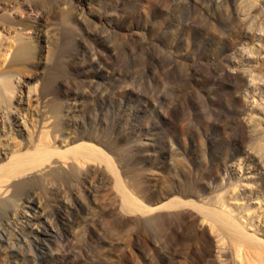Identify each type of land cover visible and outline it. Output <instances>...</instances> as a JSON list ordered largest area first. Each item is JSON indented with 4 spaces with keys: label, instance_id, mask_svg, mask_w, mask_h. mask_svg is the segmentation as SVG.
Wrapping results in <instances>:
<instances>
[{
    "label": "rangeland",
    "instance_id": "1",
    "mask_svg": "<svg viewBox=\"0 0 264 264\" xmlns=\"http://www.w3.org/2000/svg\"><path fill=\"white\" fill-rule=\"evenodd\" d=\"M70 1L66 17L54 0L43 10L25 0L1 5L13 22L41 24L18 29L35 56L20 72L13 127L34 142L41 99L25 90L45 83L46 109L60 105L76 131L113 146L124 187L160 218L124 209L112 174L90 176L71 196L85 212L72 213L70 197L40 199L59 210L65 235L38 220L41 207L10 219L12 241L28 218L52 232L17 262L32 254L36 264L250 263V248L237 253L232 234L205 212L220 206L264 240V0ZM15 32L1 28L3 47ZM68 132L63 149L78 143ZM11 134L5 126L4 153L17 149Z\"/></svg>",
    "mask_w": 264,
    "mask_h": 264
},
{
    "label": "bare ground",
    "instance_id": "2",
    "mask_svg": "<svg viewBox=\"0 0 264 264\" xmlns=\"http://www.w3.org/2000/svg\"><path fill=\"white\" fill-rule=\"evenodd\" d=\"M11 1L13 0H0V114L2 115H0V137L5 133L6 126L8 132L12 133L9 138H11V141H14L13 145L17 146V149H14L11 153H7L6 151L4 153L0 149V242L4 241L10 249L8 254H6L0 248V258H3L0 264H20L17 262L18 258L16 256L20 255L22 257L25 251L24 248L27 251H32L31 249L36 247L40 241L43 243L42 239H44V235L52 233L48 232L46 228L39 230L35 225H32L28 218L25 222H20V225H16L14 230L18 232L16 236L17 241H12L10 240L11 230L9 228L11 218L19 220L20 217H26L27 208L34 209L41 207L42 212L38 216V220L51 221L58 230L54 234L65 235L66 230L64 231L59 224L61 217L59 210L46 209L44 205L41 206L40 199L41 197H46L47 193H56L63 197H70L68 198L69 202L75 209L71 210L72 213L85 212L87 208L79 206V201L71 198V196L73 195V188L85 184L90 176L94 180H102L107 175L106 173L112 174L124 192V209L151 213L148 221L157 222L160 214L152 213L153 209L139 204L136 198L124 187L117 167L110 156L112 155L111 150L114 149H112L113 146L107 144L105 141L103 142L91 133L76 131L75 123L71 122L70 125L65 120L66 114H64L63 108H59L60 105L55 104L52 108L46 109L49 88L47 89L45 83H41L43 86L40 85L41 89L39 91L36 89V85L38 84H32V86H28L25 90L28 94L34 93L38 95V98L41 99L40 112L36 111V113L40 116L43 115V118L40 119V125L38 131H36L34 142L21 138L23 135L21 129H18V132L15 131L13 127V120L15 119L13 112L16 110L14 100L18 102L21 100V96H18V91L21 90L20 72L23 70L22 66L33 61L32 59L35 56L31 41L20 30H32L35 32L41 24L38 21L33 23L23 21L13 22L4 16L1 13L3 9L1 5L5 3L9 4ZM54 1L58 2V5L60 4L59 6L62 7L63 11H59L61 14L63 12V17L68 16V11L72 5L70 4L71 1ZM25 3H28L32 8L41 10L46 0H25ZM205 6L206 9H211V5L209 4ZM70 12H72L71 9ZM39 13L41 14V12ZM78 15H81V11ZM70 16L68 21L70 20ZM80 19L82 18L80 17ZM7 27L14 28L16 31L13 39L14 45L3 47L2 38L4 35L1 33V28L5 29ZM18 29L20 30L18 31ZM36 62L41 64L38 60ZM26 98H28V95H26ZM42 103L44 106H42ZM67 132L69 135H72L69 142L72 144L78 143L73 146H65L66 148L63 149V143L66 144L64 135ZM6 149L8 150V148ZM115 151L117 150L115 149ZM92 163H96L97 166ZM101 164L102 166H100ZM85 199L88 201V198ZM71 205L70 207H72ZM205 216L220 222L226 227V230L233 236L237 253L240 254L242 246L250 248L247 251L248 253H246L249 254L248 259L250 263L248 264H264V259L261 258V255H264V240L261 241L254 235L248 234L228 212L220 209V206L206 209ZM29 236L33 238H29ZM254 255L257 256L256 261L251 259V256ZM31 262L32 264H36L35 256L32 254L26 259V264Z\"/></svg>",
    "mask_w": 264,
    "mask_h": 264
}]
</instances>
